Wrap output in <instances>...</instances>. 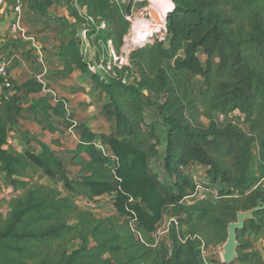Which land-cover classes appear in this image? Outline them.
Here are the masks:
<instances>
[{
  "label": "trees",
  "instance_id": "trees-1",
  "mask_svg": "<svg viewBox=\"0 0 264 264\" xmlns=\"http://www.w3.org/2000/svg\"><path fill=\"white\" fill-rule=\"evenodd\" d=\"M148 1L38 3L40 11L66 7L68 17L57 19L67 31L58 51L63 72L80 71L102 89L112 127L95 134L78 123L75 150L59 154L41 143L40 154L20 152L9 144L18 97H1L0 172L20 193L6 215L0 209V264H208L205 252L224 246L229 225L252 210L237 233L233 264H264L254 239L264 236V0H171L166 39L113 65L135 4ZM196 77L203 79L199 92ZM22 88L43 91L36 79ZM150 109L164 123L163 144L157 122L147 121ZM30 110L51 132L56 123L70 128L76 120L63 100L53 107L41 99ZM63 154L77 169L70 177ZM158 158L166 182L153 167ZM196 165L207 168L212 187L220 186L215 199L191 197ZM45 178L64 188L41 183ZM104 197L111 198L113 217L78 204ZM168 215L170 247L158 234ZM75 242L80 246L72 250Z\"/></svg>",
  "mask_w": 264,
  "mask_h": 264
},
{
  "label": "crops",
  "instance_id": "crops-1",
  "mask_svg": "<svg viewBox=\"0 0 264 264\" xmlns=\"http://www.w3.org/2000/svg\"><path fill=\"white\" fill-rule=\"evenodd\" d=\"M42 1L44 0H22V26L25 34L21 35L12 28L17 17L14 11L15 0H0V53L11 62L9 72L14 85L12 90H5L0 85V99L6 97L13 100L15 96L18 97L16 106L20 109V114L9 137L12 147L20 152L32 150L40 154L41 143H44L60 154L76 149L80 137L79 130L64 128L61 123L55 124L58 129L56 132L45 129L35 120V114L30 110L39 100L48 99L53 107L57 106L59 100H63L68 113L74 114L80 125H89L95 134H109L112 125L103 113L106 95L93 79L80 71L71 74L63 72L58 51L67 31L61 23H57V19L68 17L66 7L56 4L47 11H40L37 5ZM44 68L46 81L54 94L44 91L27 94L22 86L36 79L43 73ZM100 145L102 144L99 143ZM63 155L67 169L76 173L77 169L67 162V154ZM196 167L207 170L201 165H196L190 171ZM219 261L222 263L224 258L220 257Z\"/></svg>",
  "mask_w": 264,
  "mask_h": 264
},
{
  "label": "rangeland",
  "instance_id": "rangeland-1",
  "mask_svg": "<svg viewBox=\"0 0 264 264\" xmlns=\"http://www.w3.org/2000/svg\"><path fill=\"white\" fill-rule=\"evenodd\" d=\"M165 1L166 0H149L148 2H143V3L137 2L135 4V8L133 10V15L131 16L132 21L134 20L133 22H135L136 20H139V19L141 21H151L153 13L159 14L165 10V8H164ZM64 4H65V2H64ZM171 9L165 10L164 26L160 32L152 33V36H150L151 33L147 31L148 34L146 35L147 36L146 41L143 43L144 45L149 44V43H153L156 40H161V38L163 36H165V34H166V29H165V27H166V16H167L166 14H168V12H170ZM132 26H133V23H132ZM132 26H131V30H132ZM131 30H130L129 34L127 35V36H129V38L132 37ZM127 36L125 38V44L123 46L121 55L113 56V61H110V62H112L113 65H115V64L116 65H123V64L129 63V55L134 50L133 48L136 46V44H133L134 46L128 45L130 43H128L129 41L127 42V40H129V39H127ZM144 45H142V46H144ZM128 48H129V50H127ZM131 48H132V50L130 51ZM202 60L204 61L205 57H202ZM109 65H111V64L109 63ZM193 83H194L193 85H194L195 91L199 92L203 86V79L201 77H196L194 79ZM146 117H147V121L149 123H151L153 121L157 122V133L159 134L161 142L163 144L165 141V136H166L165 132L166 131H165V126H164V123L162 121V118L157 114V112L155 110L153 111V109H150L148 111ZM203 120L205 122H207L205 119H203ZM161 161H162L161 158H158L157 160H155L153 163V167L159 171L160 177L162 178L163 181L166 182L167 178H166L165 173L162 170ZM72 173H73L72 171L68 170V176L69 177L72 176L73 174H75V173H73V174ZM190 174L195 175L201 181H205L204 176L206 174H205V171L201 167H196L195 170L190 171ZM0 183L2 185V191L0 193V209H1V212L4 215H6L9 211V208H8L9 201L11 200V198L17 196L20 192L14 190V188L9 184L5 175L1 172H0ZM41 183L51 185L53 187L58 188L59 190H62L64 188L62 181H52L50 179L45 178V179L41 180ZM213 188L218 190L220 188V186L216 185ZM206 197L212 198V199L216 198V196H214L210 192L206 193ZM110 199H111L110 197H104L101 199L100 203H98V204L93 203V206L92 207L90 206L91 208L94 209V212L98 217L107 218V217H113L116 214L114 207H113V203ZM190 202H192V201H190ZM78 204L81 207H87L86 203L83 200H78ZM170 222H171V220H170V217L168 215V216H166V218H165V220H164V222H163V224H162V226L158 232V234L161 237L166 239V244L168 245V247L171 246V242H170V240L167 237L165 232H166L167 228L169 227ZM254 239L256 242V247L262 252V254L264 256V247H263L264 236H262V235L254 236ZM79 246H80V243L75 242L72 245V250L79 248ZM223 250H224V246L212 247L209 250H207L205 252L206 262L208 264H210L211 261H213V260L219 261L220 257H223V252H224Z\"/></svg>",
  "mask_w": 264,
  "mask_h": 264
},
{
  "label": "built area",
  "instance_id": "built-area-1",
  "mask_svg": "<svg viewBox=\"0 0 264 264\" xmlns=\"http://www.w3.org/2000/svg\"><path fill=\"white\" fill-rule=\"evenodd\" d=\"M14 11L16 12V20L12 26L13 31L19 32L21 35L25 34V30L22 26V15H23V2L22 0H15L14 2ZM128 20L133 23L132 18L128 17ZM166 29V27H165ZM167 32V30H166ZM166 39V34L161 38L159 41H164ZM10 60L7 59L3 54L0 53V85L3 87L5 90H12V82H11V77H10V72H9V66H10ZM36 80L43 85V91L46 93H53L51 89L48 86V82L46 81V69L44 68V71L42 74H39L36 77ZM54 94V93H53ZM78 122L75 120L73 124L70 127V130H74L75 127H77ZM99 146V145H98ZM101 149H105L103 145L99 146ZM194 178V187H195V195L191 197H196V198H202L206 197V193L210 192L214 196L217 197L218 191L214 189L211 186V183L209 180L206 178L205 181L199 180L197 177ZM79 200H83L87 206H93V203L88 202L84 198H80ZM172 219L171 221H173ZM166 233H168V228L166 230ZM222 264H226L225 262H222Z\"/></svg>",
  "mask_w": 264,
  "mask_h": 264
},
{
  "label": "bare ground",
  "instance_id": "bare-ground-1",
  "mask_svg": "<svg viewBox=\"0 0 264 264\" xmlns=\"http://www.w3.org/2000/svg\"><path fill=\"white\" fill-rule=\"evenodd\" d=\"M171 6L174 7L173 2H171V0H166L164 4L165 10L171 9ZM165 10L159 14L153 13L151 21H141L139 19L133 22L131 30L132 37H130L131 39L129 38V36H127V39H129L127 40V42L129 41L128 43H130L128 45H141L142 43H144L146 41V35L148 34L147 31L151 33L150 36H152V33L160 32L164 26ZM127 50H129V48Z\"/></svg>",
  "mask_w": 264,
  "mask_h": 264
},
{
  "label": "water",
  "instance_id": "water-1",
  "mask_svg": "<svg viewBox=\"0 0 264 264\" xmlns=\"http://www.w3.org/2000/svg\"><path fill=\"white\" fill-rule=\"evenodd\" d=\"M144 45L143 43L141 45H136L133 49H136L138 47H141ZM132 50V49H131ZM130 50V51H131ZM254 210L248 211L246 213H241L238 216L237 222H233L229 225L228 229V240L226 244L224 245V252H223V258L226 264H233L236 259L238 258V231L244 229L245 227V222L248 219L253 218Z\"/></svg>",
  "mask_w": 264,
  "mask_h": 264
}]
</instances>
